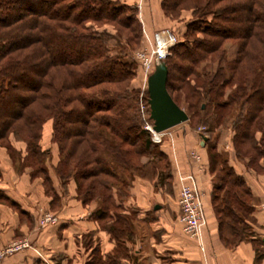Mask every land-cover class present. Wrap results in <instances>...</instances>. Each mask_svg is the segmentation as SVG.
<instances>
[{"label": "trees", "instance_id": "obj_1", "mask_svg": "<svg viewBox=\"0 0 264 264\" xmlns=\"http://www.w3.org/2000/svg\"><path fill=\"white\" fill-rule=\"evenodd\" d=\"M160 7L185 24L182 38L173 31L167 89L195 126L206 127L220 238L229 249L251 241L259 264L254 194L215 135L229 128L237 160L264 173V0H161ZM144 31L138 7L125 0H0V147L19 173L43 181L53 211L61 197L51 171L65 190L76 182L84 206L97 204L90 218L116 248L104 257L94 234L86 236V264L130 257L125 243L135 237L136 215L124 203L136 179L172 188L169 144L152 141L139 113L141 63L131 55L146 47Z\"/></svg>", "mask_w": 264, "mask_h": 264}, {"label": "crops", "instance_id": "obj_2", "mask_svg": "<svg viewBox=\"0 0 264 264\" xmlns=\"http://www.w3.org/2000/svg\"><path fill=\"white\" fill-rule=\"evenodd\" d=\"M125 1L138 8L141 6L139 14L147 33L169 27L170 20L161 10V0ZM172 133L175 144L168 145L165 150L173 174L171 191L154 182L135 180L124 207L128 214L136 215V234L133 240L125 243L130 257L119 264H256V250L251 241L229 249L220 238L212 205L213 176L205 146L207 138L199 132ZM14 145L18 151H25V144L14 141ZM52 147L53 164H56L58 149L55 145ZM217 147L220 152L229 153L230 165L244 176L254 194V231L264 242V173L249 171L237 160L231 132L218 140ZM192 151L200 154L201 164L190 157ZM179 173L193 175L203 194L206 225L201 242L191 239L183 230ZM51 176L61 197L58 211L52 210V198L46 194L43 181L32 180L30 170L19 173L8 151L0 147V251L15 240L26 239L30 244L29 249L6 257L2 264H86L92 248L87 246L85 237L91 234L104 257L115 250L116 243L90 218L97 204L83 205L77 197L74 180L65 190L53 171ZM47 213L54 215L56 221L42 228L40 221ZM259 264H264V259Z\"/></svg>", "mask_w": 264, "mask_h": 264}, {"label": "built area", "instance_id": "obj_3", "mask_svg": "<svg viewBox=\"0 0 264 264\" xmlns=\"http://www.w3.org/2000/svg\"><path fill=\"white\" fill-rule=\"evenodd\" d=\"M141 6L139 7V10ZM146 49L143 52H138L137 57L142 65L144 71L145 81L155 69L158 62L166 60L170 55L172 49L177 45V36L170 29H162L155 33L154 37L149 36L145 31ZM147 87V86H145ZM147 91L140 94V114L144 121V129L151 135V139L155 144H165L166 142L171 145L175 144V136L170 130L164 132H156L154 124L150 118V107L148 101L145 100ZM205 127L199 128V133H204ZM190 157L197 163H202V157L196 151L190 152ZM178 179L181 184L179 193V206L181 212V223L184 232L191 238L201 242V234L206 225V216L204 210L203 194L197 186L196 179L193 175L183 176L178 174ZM264 211V205L262 206ZM56 221L54 215L51 213L44 214L40 224L42 228L53 224ZM201 247L203 245L201 244ZM30 244L26 239L15 240L11 242L5 249L0 251V264L4 259L15 253L27 250Z\"/></svg>", "mask_w": 264, "mask_h": 264}, {"label": "water", "instance_id": "obj_4", "mask_svg": "<svg viewBox=\"0 0 264 264\" xmlns=\"http://www.w3.org/2000/svg\"><path fill=\"white\" fill-rule=\"evenodd\" d=\"M169 70L165 60L156 64L147 80L150 117L158 133L170 130L190 120L188 113L179 107L167 89ZM159 207V206H158Z\"/></svg>", "mask_w": 264, "mask_h": 264}, {"label": "rangeland", "instance_id": "obj_5", "mask_svg": "<svg viewBox=\"0 0 264 264\" xmlns=\"http://www.w3.org/2000/svg\"><path fill=\"white\" fill-rule=\"evenodd\" d=\"M168 25H169V27H165V28H169V29H171L172 31H174V32H176L177 34H178V36L180 37V38H182V32L185 30V24L184 23H182V22H172V21H170L169 23H168ZM162 29H164V28H162ZM162 29H159V30H162ZM159 30H156L155 32H149V33H147L146 31V33L149 35V36H152L151 38H153L154 37V35H155V33L157 32V31H159ZM145 49L146 48H142L140 51H137V52H134L132 55H131V58L133 59V60H137L138 61V63L140 64V60L138 59V57H137V53L138 52H143V51H145ZM229 51H230V53H231V55L234 53V47H230L229 48ZM140 68H141V71H142V65L140 64ZM144 71H142V72H140V69H138V76H137V78H136V82H135V86H137L139 89H140V91L141 92H143V91H147V87H145V86H147V83H146V81H145V76H144ZM141 94V93H140ZM140 106V105H139ZM139 113H140V107H139ZM140 116H141V114H140ZM142 118V117H141ZM143 120V119H142ZM144 122V121H143ZM201 127H204V125H199V126H195V124L194 123H192L190 120L188 121V122H186V123H184V124H181V125H179V126H177V127H174V128H172V129H170V132H199V128H201ZM205 131H206V127H205ZM205 131H203V132H205ZM230 132H231V130L228 128V129H219V130H217V132H216V135H215V139L218 141L219 139L221 140V139H224L225 138V135H227V134H230ZM214 140V139H213ZM229 154V153H228ZM171 191V190H170Z\"/></svg>", "mask_w": 264, "mask_h": 264}]
</instances>
